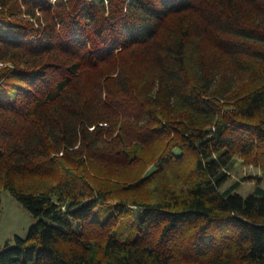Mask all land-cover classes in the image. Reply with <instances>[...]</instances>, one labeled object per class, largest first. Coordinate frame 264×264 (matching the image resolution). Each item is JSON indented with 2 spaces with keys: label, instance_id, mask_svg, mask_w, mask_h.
<instances>
[{
  "label": "trees",
  "instance_id": "16d2710c",
  "mask_svg": "<svg viewBox=\"0 0 264 264\" xmlns=\"http://www.w3.org/2000/svg\"><path fill=\"white\" fill-rule=\"evenodd\" d=\"M237 158L264 171V0H0V202L34 217L0 264H264Z\"/></svg>",
  "mask_w": 264,
  "mask_h": 264
},
{
  "label": "rangeland",
  "instance_id": "374dc122",
  "mask_svg": "<svg viewBox=\"0 0 264 264\" xmlns=\"http://www.w3.org/2000/svg\"><path fill=\"white\" fill-rule=\"evenodd\" d=\"M229 172V178L222 185V189L228 187L237 180H240L237 192L243 196L250 194L258 181L260 185L264 187V171L253 164L243 162L242 158L236 159ZM0 205V247L6 243L8 245H13L14 236L24 237L33 224L34 217L8 190H3L1 192ZM133 217H135V215H131L125 224L126 233L131 227L130 224Z\"/></svg>",
  "mask_w": 264,
  "mask_h": 264
}]
</instances>
